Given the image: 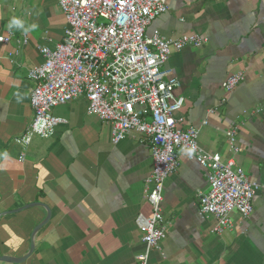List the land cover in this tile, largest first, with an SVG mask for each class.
I'll return each instance as SVG.
<instances>
[{
    "label": "crops",
    "instance_id": "crops-1",
    "mask_svg": "<svg viewBox=\"0 0 264 264\" xmlns=\"http://www.w3.org/2000/svg\"><path fill=\"white\" fill-rule=\"evenodd\" d=\"M168 8L148 36L208 39L203 48L173 52L166 65L181 84L176 96L185 98L178 127L199 129L202 149L227 160V133L239 125L238 160L249 180L264 186V0H168ZM66 25L58 0H0V37L12 33L9 44L0 43V215L33 203L51 211L23 264H138L144 232L137 219L152 215L148 143L131 132L114 145L112 126L88 113L84 97L56 108L67 124L52 138L34 137L29 147L15 142L34 117L29 70L43 63L40 48L63 41ZM240 72L245 81L226 92L223 83ZM180 158L165 183L167 238L152 264H264V190L250 218L235 213L231 229L217 233V220L199 212L198 195L210 189L207 170ZM47 216L35 207L3 217L0 257L27 255Z\"/></svg>",
    "mask_w": 264,
    "mask_h": 264
},
{
    "label": "built area",
    "instance_id": "built-area-1",
    "mask_svg": "<svg viewBox=\"0 0 264 264\" xmlns=\"http://www.w3.org/2000/svg\"><path fill=\"white\" fill-rule=\"evenodd\" d=\"M58 2L67 22L64 39L40 48L43 63L29 70L34 117L15 142L29 147L34 137L52 138L58 127L67 124L54 114L56 108L84 97L88 113L112 126L114 145L131 132L148 143L154 168L147 179L146 200L152 215L137 219L144 232V252L137 257L138 264H152V253L167 238L163 193L167 180L180 168L181 154L207 170L210 189L198 195L199 212L203 218L217 220L215 232L230 230L235 213L250 218L255 212L254 199L264 186L251 182L238 160L239 125L227 133L231 157L224 160L202 149L199 129L183 130L175 118L185 98L176 96L181 84L166 65L173 52L203 48L207 37L167 39L158 32L148 36L152 23L168 12V0ZM22 37L27 45L29 36L24 32ZM11 38L12 33L2 36L0 43L7 45ZM244 81V73L233 74L223 89L232 93Z\"/></svg>",
    "mask_w": 264,
    "mask_h": 264
},
{
    "label": "water",
    "instance_id": "water-1",
    "mask_svg": "<svg viewBox=\"0 0 264 264\" xmlns=\"http://www.w3.org/2000/svg\"><path fill=\"white\" fill-rule=\"evenodd\" d=\"M35 207H42L44 208L47 213H48V216L47 218L45 219V221H43L40 225H38L33 233H32V236H31V243H30V250L28 252L27 255H25L24 257H21V258H12V257H0V262H3V263H8V264H23L25 263L35 252V248H36V244H35V238H36V235L43 229V227H45L48 222L50 221L51 219V211L50 209L44 205V204H41V203H33V204H29L21 209H18L16 211H12V212H7V213H3L0 215V220L3 218V217H6V216H9L11 214H17L19 212H22V211H25V210H29V209H32V208H35Z\"/></svg>",
    "mask_w": 264,
    "mask_h": 264
},
{
    "label": "bare ground",
    "instance_id": "bare-ground-1",
    "mask_svg": "<svg viewBox=\"0 0 264 264\" xmlns=\"http://www.w3.org/2000/svg\"><path fill=\"white\" fill-rule=\"evenodd\" d=\"M155 253H157V252H155Z\"/></svg>",
    "mask_w": 264,
    "mask_h": 264
}]
</instances>
